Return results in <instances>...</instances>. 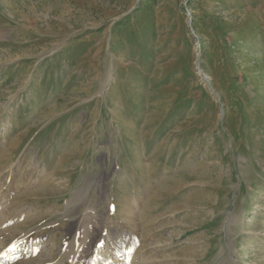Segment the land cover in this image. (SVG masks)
I'll return each instance as SVG.
<instances>
[{"label":"rangeland","instance_id":"374dc122","mask_svg":"<svg viewBox=\"0 0 264 264\" xmlns=\"http://www.w3.org/2000/svg\"><path fill=\"white\" fill-rule=\"evenodd\" d=\"M89 240L264 264V0H0V264Z\"/></svg>","mask_w":264,"mask_h":264},{"label":"bare ground","instance_id":"6f19581e","mask_svg":"<svg viewBox=\"0 0 264 264\" xmlns=\"http://www.w3.org/2000/svg\"><path fill=\"white\" fill-rule=\"evenodd\" d=\"M87 220V219H86ZM84 219L81 220L79 224V227H81V224ZM95 230V229H94ZM94 236V235H93ZM87 239V238H86ZM88 240V239H87ZM89 240V242H81L77 244V247L73 254L71 255V264H89V260L91 259V264H108V256L102 257V251L100 253V247L98 245L93 246ZM88 249H92V254L90 255L88 252ZM87 252V253H86ZM104 252V251H103Z\"/></svg>","mask_w":264,"mask_h":264}]
</instances>
